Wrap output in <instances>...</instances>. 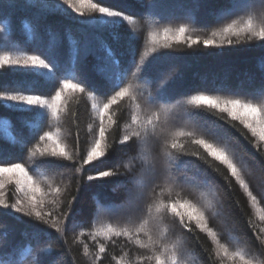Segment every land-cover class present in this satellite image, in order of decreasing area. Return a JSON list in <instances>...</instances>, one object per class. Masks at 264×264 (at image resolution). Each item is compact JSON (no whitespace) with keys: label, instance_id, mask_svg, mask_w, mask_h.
<instances>
[{"label":"snow or ice","instance_id":"1","mask_svg":"<svg viewBox=\"0 0 264 264\" xmlns=\"http://www.w3.org/2000/svg\"><path fill=\"white\" fill-rule=\"evenodd\" d=\"M25 2L29 6H36L48 12L60 13L65 12L62 5H67L80 17H84L85 9H88L98 15L89 16L79 23L90 27L111 28L121 21L133 24L130 15L113 10L109 6H102L99 0H53L52 3L45 0L40 4H33L32 0ZM158 6L150 4L146 8ZM199 6L200 0H193L192 7L183 16L157 20V23L164 26L159 32L148 33L152 46L142 53L138 62L134 61L132 71L122 69L120 60L112 48L101 42L105 55L98 57L96 71L109 85L104 91L89 85L81 75L79 63L92 49L86 42L81 45L70 34L69 60L63 66L56 59L54 50L57 40L51 31L49 44L44 52L34 51L29 54L27 50H20V45L11 38L0 41V70L20 71L40 82L38 86L31 80L20 81L11 89L0 85V109L29 113L30 119H26L25 124L33 136L40 132L46 112L58 120L59 113L64 110L61 105L74 94H87L88 100L92 101L91 108L98 119V128L80 167L76 169L81 174L84 166L92 165L109 153L111 146L108 143V131L118 123L114 119L116 113L112 110L113 106L125 98L132 101L130 122L125 124L124 134L119 141L121 144H129L135 140L133 150L127 153L125 163L128 178L122 182L126 186L128 210L118 216L114 205L105 202L98 195L93 196L94 218H100L101 226L92 232L91 236L94 241L98 237L105 241L97 245L100 254L107 251V242L115 243L113 237H125L140 248L151 251V255L141 257L142 260L154 261V264H203L199 258L200 253L194 247L187 246L189 238L185 236V232H193L194 225L195 229L206 233L214 243L221 264H224V261L230 264H261L255 255L241 246L237 235L230 232L228 241L222 243L218 232L210 226V217L224 216L226 205L221 191L227 193L228 189L217 185L205 173L189 167L188 162L181 163L178 154L195 156L209 168H212L210 161L223 166L227 170L225 180L231 177L249 197L251 205L256 207L258 198L246 180L248 168L237 161L227 134L221 131L219 126L206 120L203 112L207 110L208 113L226 114L229 120L239 122L258 142L264 143V87L246 94L224 89H200L183 97L172 98L165 95L170 81L164 80L163 77L153 80L145 74L152 55L159 49L172 48L173 44H185L188 48H193L202 43L203 47L208 49L231 46L242 41L264 42V0H228L226 7L216 14L215 24L221 26L211 30L210 36L203 40L200 36L192 35L197 30L206 31L209 27L196 22ZM177 19L180 22L173 27ZM229 20L231 22H227ZM22 25L30 35L35 36V24L22 21ZM2 31L6 29L0 28V32ZM231 37H236V40L233 41ZM132 38L138 37L133 34ZM114 39L118 37L114 36ZM129 76L135 77L138 85L148 82L153 87L147 95L141 93L138 99L133 91V84L126 82ZM53 91L54 94H51ZM173 99L176 100L175 103ZM89 130L92 131L91 126ZM181 138L187 139L182 142ZM7 141L21 149L28 143L18 133H8ZM188 142L202 150L204 155L198 150L189 151L185 147ZM40 143H45V147L41 148ZM256 147L259 148V144ZM37 154L39 159H36ZM57 157L72 159L66 145L60 141L59 131L54 133L46 130L39 135V142L34 148L28 149L27 158L20 161L0 159V215L22 213L29 218L34 217L38 222L42 221L45 225L56 227L57 232H61L57 225L64 224V231H67V222L75 213V196L68 201V208L61 213L63 220L46 219L52 212L39 210L45 206L44 197L50 193L59 196L62 192L61 188L52 187L50 184V193L45 192L38 178L41 171L48 172L57 166L55 159H51ZM77 159H80L78 150ZM196 168L198 169V166ZM212 170L216 171L215 168ZM115 175H118L115 171L100 170L94 175H88L87 179L102 181ZM13 184L18 195L15 201L10 203L3 190L6 185ZM193 192L198 193L195 201L187 198V195ZM106 218H115V223H105ZM14 219L21 220L20 216ZM261 219L264 220V216H261ZM31 227V238L41 242L45 229L39 224H33ZM73 227L75 228V225ZM177 227L184 232H177ZM262 233L264 228L256 233L258 239ZM141 235L147 237V240L142 241ZM6 236L7 233H0V264H17L14 250L4 252ZM230 245L234 250H230ZM36 251L38 254L35 260L27 261V264H49V255L58 256L56 252L46 254L43 249ZM29 255L32 253L29 252ZM260 255H264V250H260ZM100 260L101 255H97L94 264ZM52 264L57 262L54 260ZM117 264H121V261H117Z\"/></svg>","mask_w":264,"mask_h":264},{"label":"trees","instance_id":"2","mask_svg":"<svg viewBox=\"0 0 264 264\" xmlns=\"http://www.w3.org/2000/svg\"><path fill=\"white\" fill-rule=\"evenodd\" d=\"M32 2L40 4L45 0H32ZM46 2L52 3L53 0H46ZM99 2L102 6H109L113 10L130 15L133 24L121 21L111 28L90 27L79 23L89 16L98 15L88 9H85L86 15L80 17L67 5H62L65 12L60 13L29 6L25 0H2L0 2V28L6 31L0 32V41L11 38L20 45V50H27L29 54L34 51L44 52L47 50L51 31L57 40L54 50L56 59L63 66L69 60L68 37L70 34L81 45L86 42L92 49L79 63L81 75L89 85L99 91H104L109 85L96 71L99 63L98 57L105 55L101 42L112 48L115 56L120 60L122 69L132 71L134 61L138 62L142 53L152 46L148 33L159 32L164 26L156 21L167 20L170 17L179 18L193 5V0H99ZM227 3L228 0H200V6L196 11V22L201 26L209 27L206 31L197 30L192 35L200 36L201 40L209 37L211 30L221 26L215 24L216 14L226 7ZM150 4L159 6L146 8ZM22 21L35 24V36L30 35L23 28ZM179 22L177 19L172 26H177ZM133 34L138 38H132ZM114 36L118 39H114ZM231 39L235 41L236 37H231ZM262 65H264V42L262 41H242L231 46L224 45L208 49H205L202 43L193 48H188L185 44H173L172 48L159 49L152 55L145 74L151 76L153 80L163 77L164 80L170 81L165 89V95L172 98L183 97L200 89L209 91L224 89L246 94L264 87ZM173 76L175 79H172ZM28 80L38 86L40 84L34 78L25 76L23 72L11 69L0 70V85L5 88L11 89L18 82ZM126 82L133 84V91L138 99L141 93L147 95L153 87L148 82H141L138 85L135 77L132 76H129ZM56 86H59L58 80ZM51 94H54V91ZM175 102L176 100L173 99V103ZM91 104L92 101L88 100L87 94H74L65 104L61 105L64 110L59 113L58 120L46 112L43 126L35 136L25 124V120L30 119L29 113L0 109V122H6L0 123V150H2L0 159L20 161L27 158L28 149L34 148L39 142V135L46 130L54 133L59 131L60 141L66 145V150L72 157V159L51 158L55 159L57 166L51 171H41L38 174L41 187L45 192L50 193L49 184L62 189L59 196L50 193L44 197L45 206L39 210L52 212V215L46 219L63 220L61 213L68 208V201L73 196L76 197L75 213L67 222V231H64V224L57 225L61 228V232H57L56 227L45 225L42 221L38 222L34 217L29 218L22 213H12L10 216L0 215V233H7L4 238L6 244L4 252L14 250L17 264L34 261L38 254L37 249H43L46 254L58 253L56 257L49 255V264H52L54 260L57 264H94V258L97 255H101V260L97 264H117V261H121V264H154V261L140 259L151 255V251L140 248L125 237H113L115 243L107 242V251L104 254L98 252L97 245L105 241L99 237L95 241L92 239L91 233L101 226L100 218H94V195L114 205L117 215H122L119 211L126 205V186L122 182L128 178L125 163L127 153L133 150L132 145L135 144V140L129 144L119 143L124 134V126L130 122L133 111L132 101L125 98L112 109L116 113L114 119L118 123L108 131V143L111 146L108 155L92 165L84 166L82 174L77 172L76 169L80 167L82 158L94 140L95 131L98 128V119ZM203 115L206 120L219 126L220 130L227 134L237 161L248 168L246 180L251 191L258 198L257 206L251 205L249 197L231 177L225 180L227 170L223 166L210 161L212 168H209L197 157L183 153L178 154L180 161L181 163L188 162L189 167L205 173L217 185L228 189L227 193L221 191L226 205L224 216L210 217V226L218 232L222 243L228 241L230 232L237 235L241 240V246L251 251V254L253 253L261 264H264L261 260L264 255H260V250H264V233L261 234L260 239L256 235L259 229L264 228V220L261 219V216H264V143L258 142L239 122L229 120L226 114L208 113L204 110ZM89 126L92 131L89 130ZM8 133L21 134L28 143L23 149L14 146L7 141ZM186 139L181 138L182 142ZM257 144L259 148L256 147ZM40 147H45V143H40ZM185 147L189 151L198 150L204 155L202 150L191 145L190 142L186 143ZM77 150L80 159H77ZM39 158L37 154L36 159ZM213 168L216 171H213ZM100 170H112L118 175L102 181L87 179L88 175H94ZM5 191V198L10 203L14 202L18 195L15 185H6ZM187 198L195 201L198 193H189ZM49 201H54V203H49ZM16 216H20L21 220L14 219ZM104 222L115 223V218H106ZM33 224H39L45 229L39 243L31 238L33 231L31 225ZM192 227L193 232H185V236L189 238L187 246L194 247L200 253L199 258L203 264H221L220 258L216 255L214 243L206 233L195 229L194 225ZM176 231L184 232L179 227ZM140 239L146 241L147 237L141 235ZM230 250H234L231 245ZM29 252L32 255H29ZM224 264H230V262L224 261Z\"/></svg>","mask_w":264,"mask_h":264},{"label":"rangeland","instance_id":"3","mask_svg":"<svg viewBox=\"0 0 264 264\" xmlns=\"http://www.w3.org/2000/svg\"><path fill=\"white\" fill-rule=\"evenodd\" d=\"M167 14H171L170 12H167ZM4 191V193H5V195H6V191H5V189L3 190ZM15 201V200H14ZM126 203V205L123 207V208H121L120 209V213H122V214H124L127 210H128V205H127V202H125ZM250 253H251V251H249ZM253 254V253H252ZM261 257V256H260ZM261 260L262 261H264V258H261Z\"/></svg>","mask_w":264,"mask_h":264}]
</instances>
